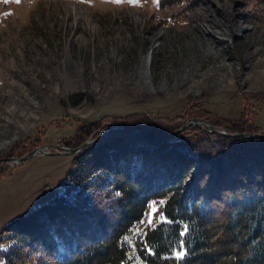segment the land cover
Wrapping results in <instances>:
<instances>
[{
  "label": "rangeland",
  "instance_id": "374dc122",
  "mask_svg": "<svg viewBox=\"0 0 264 264\" xmlns=\"http://www.w3.org/2000/svg\"><path fill=\"white\" fill-rule=\"evenodd\" d=\"M194 107L264 132V0H0V235L55 195L74 155L98 140L15 159L31 145L62 149L104 118L150 116L179 129ZM238 132L250 131L225 135L248 136ZM164 201L139 226L161 218Z\"/></svg>",
  "mask_w": 264,
  "mask_h": 264
},
{
  "label": "trees",
  "instance_id": "16d2710c",
  "mask_svg": "<svg viewBox=\"0 0 264 264\" xmlns=\"http://www.w3.org/2000/svg\"><path fill=\"white\" fill-rule=\"evenodd\" d=\"M207 112L194 107L188 118L203 116L230 132H255L259 126L221 121ZM116 118L84 124L85 135L62 144L78 146L109 123L158 137L182 125L142 115ZM193 129L165 139L117 131L85 147L74 155L55 195L3 227L0 259L11 264H136L139 258L150 264H264V136ZM163 198L162 217L139 226L150 203Z\"/></svg>",
  "mask_w": 264,
  "mask_h": 264
},
{
  "label": "water",
  "instance_id": "95a60500",
  "mask_svg": "<svg viewBox=\"0 0 264 264\" xmlns=\"http://www.w3.org/2000/svg\"><path fill=\"white\" fill-rule=\"evenodd\" d=\"M191 124H199L201 125L203 128H207L209 127L211 131H214V132H220V133H224V134H231L230 132H227L225 130H221V129H218L216 128L207 118H204V117H191L182 127H180L179 129L181 128H186L188 125H191ZM179 129H176L174 130V132L178 131ZM114 131H128V132H135V133H142V134H145V135H148L150 137H153L155 139H165L166 137L169 136L166 135V136H161V137H158V136H152L151 134H149L148 132L144 131V130H141V129H137V128H129V127H126V126H123V125H114L112 127H107L105 128L101 133L100 135H98L97 137L95 138H92V139H88L86 140L85 142L81 143L80 145L76 146V147H72V146H60L59 144H57L58 147H63L64 149H60L58 151H49L50 153H56V152H60V153H75L77 152L78 150H80L81 148L85 147L86 145L88 144H91L93 143L94 141L96 140H99L101 139L102 137L106 136L107 134H110ZM243 134H246L248 136H252V137H258V136H264V132H238V133H232V135H243ZM52 144L50 143H46V144H42V145H39L37 147H35L33 150L27 152L25 155H22V156H19V157H15V159L19 160V161H22L34 154H36L38 151L40 152H47L45 150L46 147H49L51 146Z\"/></svg>",
  "mask_w": 264,
  "mask_h": 264
},
{
  "label": "snow or ice",
  "instance_id": "6c2138e0",
  "mask_svg": "<svg viewBox=\"0 0 264 264\" xmlns=\"http://www.w3.org/2000/svg\"><path fill=\"white\" fill-rule=\"evenodd\" d=\"M17 2H19V0H17ZM115 2H121V0H115ZM149 223H151V220L149 221ZM177 256H178V258L182 257L183 256V252H178Z\"/></svg>",
  "mask_w": 264,
  "mask_h": 264
}]
</instances>
